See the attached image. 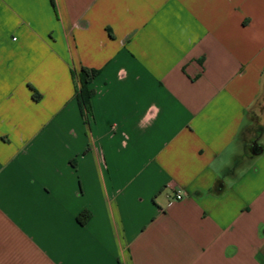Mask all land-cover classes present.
I'll return each mask as SVG.
<instances>
[{"label": "crops", "instance_id": "obj_1", "mask_svg": "<svg viewBox=\"0 0 264 264\" xmlns=\"http://www.w3.org/2000/svg\"><path fill=\"white\" fill-rule=\"evenodd\" d=\"M262 96L264 0H0V264H264Z\"/></svg>", "mask_w": 264, "mask_h": 264}, {"label": "trees", "instance_id": "obj_2", "mask_svg": "<svg viewBox=\"0 0 264 264\" xmlns=\"http://www.w3.org/2000/svg\"><path fill=\"white\" fill-rule=\"evenodd\" d=\"M97 71L96 70H88L84 67H81L79 72H78V81H79V86L76 89V98L78 101V104L82 109H84L86 112L91 111V104H90V99L93 94L92 90L89 88V83L91 79L96 75ZM259 99V98H258ZM259 107H257V103L252 105L250 108V111H255L258 110ZM259 119L261 120V124L258 125L256 129L257 135L262 133L264 131V108L259 112ZM256 135V136H257ZM86 216L84 215L83 212H80L76 216V220L80 223L83 224L85 222Z\"/></svg>", "mask_w": 264, "mask_h": 264}, {"label": "rangeland", "instance_id": "obj_3", "mask_svg": "<svg viewBox=\"0 0 264 264\" xmlns=\"http://www.w3.org/2000/svg\"><path fill=\"white\" fill-rule=\"evenodd\" d=\"M261 100H262V101H261L260 103L257 104V107H259V108H262L263 105H264V96H262V99H261Z\"/></svg>", "mask_w": 264, "mask_h": 264}, {"label": "built area", "instance_id": "obj_4", "mask_svg": "<svg viewBox=\"0 0 264 264\" xmlns=\"http://www.w3.org/2000/svg\"><path fill=\"white\" fill-rule=\"evenodd\" d=\"M176 198H180V194H177V195H176Z\"/></svg>", "mask_w": 264, "mask_h": 264}]
</instances>
